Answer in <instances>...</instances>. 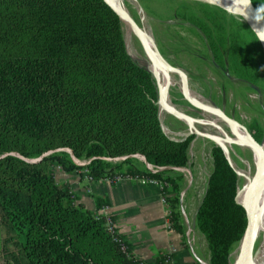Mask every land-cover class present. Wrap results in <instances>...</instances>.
I'll use <instances>...</instances> for the list:
<instances>
[{"label":"trees","instance_id":"1","mask_svg":"<svg viewBox=\"0 0 264 264\" xmlns=\"http://www.w3.org/2000/svg\"><path fill=\"white\" fill-rule=\"evenodd\" d=\"M251 2L264 18V0ZM209 45L224 69L219 48L211 39ZM228 57L234 74L249 81L235 45ZM156 99L151 75L129 55L121 21L104 0H0V264H145L103 217L55 182V165L67 173L85 169L91 181L119 175L156 182L172 228L184 235L182 177L169 173L188 165L192 138L165 135ZM134 155L170 169L143 171ZM211 157L194 227L208 263L230 264L246 215L236 203V172L219 147ZM118 158L125 159L114 163Z\"/></svg>","mask_w":264,"mask_h":264},{"label":"rangeland","instance_id":"2","mask_svg":"<svg viewBox=\"0 0 264 264\" xmlns=\"http://www.w3.org/2000/svg\"><path fill=\"white\" fill-rule=\"evenodd\" d=\"M120 4L132 23L147 34L161 59L174 70L168 74L169 91L165 101L176 113L191 120H218L217 116L203 111L185 96L180 76L182 74L188 96L213 108L227 121L238 125L254 142V137L260 132L263 138L264 53L258 38L239 15L216 3L202 0H120ZM119 20L129 55L154 81L157 92L155 103L165 135L175 142L192 138L188 147V165L172 169L169 174L182 177L180 221L193 226L197 206L212 170L211 149L219 147L210 140L217 135V131L209 125L199 123L190 127L184 119L162 109L159 95L162 83L152 68L150 56L127 23L121 17ZM209 39L219 48L225 64L224 69L216 63L214 48L209 45ZM231 45H235L240 56L247 61L246 75L249 81L239 79L231 70L228 62ZM218 125L229 138L236 137L225 122L220 121ZM228 149V154H224L236 172L238 197L242 204L244 186L253 178L256 166L248 147L231 144ZM129 158L137 168L149 171L142 156L134 155ZM120 161L122 160H113L114 163ZM75 162L82 163L78 160ZM257 213L258 217H254L256 221L252 260L264 237V187L258 200ZM193 241L196 244L201 242L204 252H208L205 241L197 232L193 235ZM238 251L239 245L230 256V264H234ZM208 259L209 257H205L202 263L209 264Z\"/></svg>","mask_w":264,"mask_h":264},{"label":"crops","instance_id":"3","mask_svg":"<svg viewBox=\"0 0 264 264\" xmlns=\"http://www.w3.org/2000/svg\"><path fill=\"white\" fill-rule=\"evenodd\" d=\"M72 160L76 165L84 166V161L76 163V159ZM53 172L55 182L67 185L77 204L99 216L111 217L117 233L133 246V256L145 264H155L161 256H168L171 264L202 263L209 257L201 242L191 245L187 242L185 236L190 227L194 236L197 232L205 241L194 225L180 221L184 235L167 228L166 208L158 184L130 180L117 184L106 180L90 181L85 169L67 173L57 165Z\"/></svg>","mask_w":264,"mask_h":264},{"label":"bare ground","instance_id":"4","mask_svg":"<svg viewBox=\"0 0 264 264\" xmlns=\"http://www.w3.org/2000/svg\"><path fill=\"white\" fill-rule=\"evenodd\" d=\"M106 1L116 9L118 14H120L121 19L127 23L130 30L132 31V33L137 37V39L141 43L142 47L145 49L146 53L150 56L152 68H153L154 72L156 73L159 81L162 83L160 85V104H161L162 109L166 113H173V114L179 116L180 118L184 119L190 127H193L196 123L197 124L198 123L203 124V125H209V126L213 127L217 131V135L213 136L210 140L215 145L219 146L226 155L228 154V150H229L228 147L231 144L232 145L233 144L234 145L239 144L240 146L242 145V146L248 147L249 150L252 152L253 162H254V165L256 166V168L261 164L263 167V170H264V136L261 140V143L259 144V147L255 146L254 143L252 142L250 136L244 130H242L240 127H238V125L227 121L226 118L221 116L220 113L216 112L213 108H211L207 105L201 104V103L197 102L196 100H194L192 97L188 96V94L184 88V84H185L184 78H183L182 74H180L179 72L178 73L181 76V82L183 85L182 90L184 91L185 96L195 106L199 107L200 109H202L203 111H205L209 114L217 116L218 120L213 121V122L191 120V118L190 119L186 118L184 115H182L180 113H176L172 109V107L165 100L167 99V94L169 91L168 74L170 72H174V70L171 67H169L165 63L164 60L161 59V57L159 56V53L157 52L153 43L150 41L147 34L144 33L141 29H139L137 26H135L132 23L128 14L124 11L123 7L121 6L120 0H106ZM225 1H228V0H225ZM220 121L225 122L228 125V127L234 132V134L236 136L234 139L229 138L226 135V133L221 129V127L218 125V122H220ZM248 183H249V181L247 182V184ZM247 184L244 186V195L242 197V199H243L242 204L245 203V190H246ZM261 193H262V190L259 193V195L256 199V202H255L254 217L255 216L258 217L257 205H258V200L261 196ZM236 201H237V199H236ZM252 264H264V237L261 241V244H260L258 250H256V254L252 260Z\"/></svg>","mask_w":264,"mask_h":264},{"label":"water","instance_id":"5","mask_svg":"<svg viewBox=\"0 0 264 264\" xmlns=\"http://www.w3.org/2000/svg\"><path fill=\"white\" fill-rule=\"evenodd\" d=\"M202 1L216 3L218 6L222 7L223 9L239 15L247 23V25L250 27L252 32L258 38L262 46L263 53H264V40H262V37H264V31H258V30H264V18L254 8L251 0H228V1L202 0ZM104 2L112 9V11L120 19V14H118L116 9L111 4H109L106 0H104ZM252 142L254 143L255 146L259 147V144H257L253 140ZM46 155L40 157L37 160L29 161V162H39ZM124 159L125 158H123L122 160ZM263 187H264V170H263L262 165L260 164L256 168L253 178L247 184V187L245 190V203L240 204L236 201V203L240 205L245 211L246 227H245L242 239L239 244V251L234 261V264H252V256H253V249H254V206H255L256 199Z\"/></svg>","mask_w":264,"mask_h":264},{"label":"built area","instance_id":"6","mask_svg":"<svg viewBox=\"0 0 264 264\" xmlns=\"http://www.w3.org/2000/svg\"><path fill=\"white\" fill-rule=\"evenodd\" d=\"M122 159L123 158H118V159H115L114 161H116V160H122ZM88 162L89 161H84L83 163H84V165H86V164H88ZM146 165H147V167H148V169H149V171L151 173H157V172H160L162 170L170 169V168H155V167H152V166L148 165L147 163H146ZM172 169H177V168H172ZM86 174H87V171H86ZM87 178H88V180L91 181V178L88 176V174H87ZM102 180H106V181L110 182L111 184H117V183H119V182H121L123 180L135 181V182H139V183H142V184L148 183V181L143 180V179H139V178H123V177H121L119 175H113L111 178H104ZM150 182H153V181H150ZM154 183H156V182H154ZM159 186H160V189H161V185H159ZM162 203H163V205L166 208V225H167V228L170 229V230H173V228H172V222L169 219L170 218V210L168 208V205H167L164 197H162ZM96 216H99V215L96 214ZM100 217H103L104 218L105 227L107 228V230L111 234H114L116 230H115V227H114V223H113L112 218L109 217V216H100ZM185 237H186L187 242H188L189 245H191V243H194V241H193V233H192V229L191 228H188ZM122 250H124V249L122 248ZM164 263L165 264H171L170 258L168 256H166V259H165Z\"/></svg>","mask_w":264,"mask_h":264},{"label":"clouds","instance_id":"7","mask_svg":"<svg viewBox=\"0 0 264 264\" xmlns=\"http://www.w3.org/2000/svg\"><path fill=\"white\" fill-rule=\"evenodd\" d=\"M258 31H264V30H258ZM262 40H264V37H262Z\"/></svg>","mask_w":264,"mask_h":264}]
</instances>
